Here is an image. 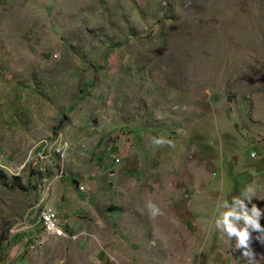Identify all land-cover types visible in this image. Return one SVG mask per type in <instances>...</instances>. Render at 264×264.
<instances>
[{"label": "rangeland", "instance_id": "1", "mask_svg": "<svg viewBox=\"0 0 264 264\" xmlns=\"http://www.w3.org/2000/svg\"><path fill=\"white\" fill-rule=\"evenodd\" d=\"M212 112L225 144L234 143L235 117L255 119L252 136L264 141L254 123L264 118V0H0V264H51L41 249L52 242L24 244L55 180L63 192H84L108 143L145 128L210 134ZM203 178L193 170L188 184ZM174 192L123 198L106 260L93 251L91 264H224L221 243L197 225L211 204L192 190L182 205ZM256 235L251 247L264 264ZM66 242L62 264H88ZM234 249L232 263L249 264Z\"/></svg>", "mask_w": 264, "mask_h": 264}, {"label": "crops", "instance_id": "2", "mask_svg": "<svg viewBox=\"0 0 264 264\" xmlns=\"http://www.w3.org/2000/svg\"><path fill=\"white\" fill-rule=\"evenodd\" d=\"M208 117L212 121L210 134L195 128L189 130L187 135L172 134L167 129L160 131L145 128L138 129L130 137L124 135L121 140L108 143L105 158L101 159L102 168L96 169L94 174L88 175L90 177L82 182L86 188L84 192H72L70 187L63 192V184L58 179L55 180L53 196L45 205L58 210L67 222L69 233L83 230L85 235L77 239L66 236L50 240L48 243L52 242V247L41 249V260L49 259L51 264L64 263L66 259L57 255L68 251L63 247L66 241L71 256H82L91 264L94 251L95 258L101 262L106 260L104 257L112 243L105 236L115 238L118 234L117 228L125 216L123 198L131 193H154L170 188L175 191V200L179 204L190 202L192 190L201 197L202 202L211 204L210 216H201L197 225L210 229L209 238L213 244L221 243L216 256H223L224 264H233V257L235 260L237 257L234 253L235 245L233 242H226V238L221 242L218 240L222 234L214 223L219 214L217 206L224 201L230 202L233 196L241 193L240 190L252 186L256 197H253L248 206L250 208L252 203L258 204L264 212V141H257V136H252L250 125L255 119H247L245 122V118L241 121L239 118L230 122L228 134L234 143L227 145L221 140L220 131L217 130L216 120L219 116L212 112ZM220 118L222 120L223 117ZM254 123L255 130L262 133L264 118H259ZM157 140L160 143H156ZM253 152L257 153L255 157L251 156ZM226 155L228 162L224 161ZM193 170H200L204 173V178L189 185V172ZM49 189L50 187H46L44 191L48 192ZM100 207L104 216H100ZM91 212L99 216L96 222L100 226L91 224ZM36 217L38 218V214ZM36 223L30 234L31 242L24 244L25 249L34 244L42 246L47 242L35 239L39 231ZM91 235L98 237V244L92 241ZM176 247L177 245H173L172 249ZM125 249L126 246L120 250ZM135 259H129L128 264H139Z\"/></svg>", "mask_w": 264, "mask_h": 264}, {"label": "clouds", "instance_id": "3", "mask_svg": "<svg viewBox=\"0 0 264 264\" xmlns=\"http://www.w3.org/2000/svg\"><path fill=\"white\" fill-rule=\"evenodd\" d=\"M156 143L160 141L157 140ZM253 197H256L255 189L247 186L238 196H233L230 202L219 204V214L214 223L215 228L226 238V242L235 239V247L243 249V256L249 260V264H259L251 247L252 233H257L255 239L264 243V225L260 223L264 212L254 203L249 208ZM148 208L152 216L160 214L154 204L149 203Z\"/></svg>", "mask_w": 264, "mask_h": 264}, {"label": "built area", "instance_id": "4", "mask_svg": "<svg viewBox=\"0 0 264 264\" xmlns=\"http://www.w3.org/2000/svg\"><path fill=\"white\" fill-rule=\"evenodd\" d=\"M233 119L237 120L236 117ZM256 154H257L256 152H253L251 153V156L255 157ZM83 188L84 187L81 186V189ZM37 220H38L37 225L39 227V231L37 233V238L35 239H43V241H50L52 239H57L66 236L77 239L85 235V232L83 230L75 233H69L66 220L60 215L58 210L54 207H52V211L49 214V225H42L41 215L39 212H38Z\"/></svg>", "mask_w": 264, "mask_h": 264}, {"label": "bare ground", "instance_id": "5", "mask_svg": "<svg viewBox=\"0 0 264 264\" xmlns=\"http://www.w3.org/2000/svg\"><path fill=\"white\" fill-rule=\"evenodd\" d=\"M51 211L52 207H48L41 212L42 225H49V214Z\"/></svg>", "mask_w": 264, "mask_h": 264}]
</instances>
